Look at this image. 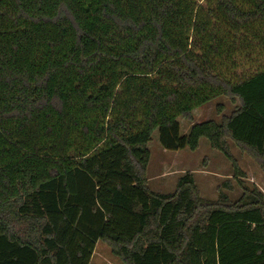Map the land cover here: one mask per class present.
Masks as SVG:
<instances>
[{
	"label": "trees",
	"instance_id": "1",
	"mask_svg": "<svg viewBox=\"0 0 264 264\" xmlns=\"http://www.w3.org/2000/svg\"><path fill=\"white\" fill-rule=\"evenodd\" d=\"M219 122L179 119L214 100ZM221 113V108L217 109ZM166 152L205 139L231 167L200 196L191 173L150 191ZM264 0H0V264H264Z\"/></svg>",
	"mask_w": 264,
	"mask_h": 264
},
{
	"label": "rangeland",
	"instance_id": "2",
	"mask_svg": "<svg viewBox=\"0 0 264 264\" xmlns=\"http://www.w3.org/2000/svg\"><path fill=\"white\" fill-rule=\"evenodd\" d=\"M237 105L230 103L226 98H219L212 103L195 109L192 112V122L179 119L180 134L185 135L194 123L204 121L219 122L221 117H228ZM221 108V113L217 112ZM230 153L237 166L244 174V184L255 187L264 194V173L257 164L245 153L240 151L232 143H229ZM151 153L150 164L147 169V185L150 191L157 193H172L175 190L177 180L186 173H191L200 196L206 200H216L218 189L223 183H231L235 189L227 192L230 199H236L240 192L232 179L230 164L217 152L210 149L205 139L199 141L196 151L187 150L179 152L163 151L158 143V133L155 131L148 145ZM91 264H122L120 260L112 256L110 248L104 241L95 244L91 257Z\"/></svg>",
	"mask_w": 264,
	"mask_h": 264
},
{
	"label": "crops",
	"instance_id": "3",
	"mask_svg": "<svg viewBox=\"0 0 264 264\" xmlns=\"http://www.w3.org/2000/svg\"><path fill=\"white\" fill-rule=\"evenodd\" d=\"M188 131H189V129H188ZM188 131H187V133H188ZM187 133H186V134H187ZM186 134H185V135H186Z\"/></svg>",
	"mask_w": 264,
	"mask_h": 264
}]
</instances>
